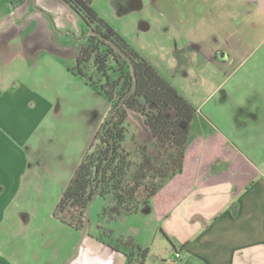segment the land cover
Returning <instances> with one entry per match:
<instances>
[{
    "label": "rangeland",
    "instance_id": "obj_1",
    "mask_svg": "<svg viewBox=\"0 0 264 264\" xmlns=\"http://www.w3.org/2000/svg\"><path fill=\"white\" fill-rule=\"evenodd\" d=\"M87 2L198 110L190 123L184 174L175 180L170 177L163 181L156 197H151L143 206L147 212L153 208L151 213L135 216L121 211L117 222L110 225L118 228L109 237L114 242L119 231L137 228L133 232L145 240L143 244L150 246L152 252H164L165 247L171 250L160 229L155 230L156 218L172 187L186 189L194 182L189 174L190 165H197L198 156H201L202 167L223 169L228 160L226 169L247 172L249 177L253 176L255 166L264 161V32L256 34L249 46L236 50L228 71L221 72L204 56V49H193L186 37L187 29L207 9L208 2ZM15 4L17 0H0V20ZM41 6L37 0L31 2L32 9H41L52 17L58 33L65 30L73 33L58 35L61 42L72 43L73 47L65 49L63 55L39 51L36 60H30L19 48L5 52L0 46V81L9 84L15 79L22 80L44 90L52 99L50 115L30 141L32 164L23 179L20 194L10 204L9 225L3 234L8 236L7 250L23 254L24 264H64L70 256V245L77 246L81 233L55 219L53 212L110 105L76 73L74 55L77 49L74 47L78 45L75 38L80 34L81 17L68 5L55 7L53 13ZM208 39L211 41L210 37ZM88 71L92 73L91 68ZM94 78L97 77L94 75ZM225 93H228L227 102ZM226 104L228 114L215 113L217 105ZM198 117L200 122H197ZM128 122L127 137L135 132L139 141L150 142L149 131L139 114L130 112ZM108 200L100 196L93 199L89 208V234H93L98 221L103 223L98 214L104 204H112ZM23 214L27 216L26 221L22 219ZM141 228L146 229L141 231Z\"/></svg>",
    "mask_w": 264,
    "mask_h": 264
},
{
    "label": "crops",
    "instance_id": "obj_2",
    "mask_svg": "<svg viewBox=\"0 0 264 264\" xmlns=\"http://www.w3.org/2000/svg\"><path fill=\"white\" fill-rule=\"evenodd\" d=\"M37 1L49 12L66 5L61 0ZM202 2H208L209 6L187 29L188 44L193 49H204V56L221 72H227L228 64L235 58V51L249 46L256 34L264 32V0ZM238 2L242 4L237 6ZM12 7L10 13L0 20V46L3 51L19 48L25 58L36 60L39 51L63 55L65 49L73 47L72 43L59 40V33L41 12L32 9L31 0ZM57 19L61 20L60 16ZM227 98L228 93H225L224 99ZM51 108L52 99L44 90L19 79L9 84L0 81V264L25 262L23 254L7 250L8 236L3 232L9 225L7 212L10 204L20 194L23 179L32 164L30 141L42 128ZM215 111L217 114H228V105H217ZM197 120L200 122L199 117ZM212 127L218 129L215 124ZM187 151L188 147L181 172L170 180L184 174ZM227 165L228 160L223 169L202 167L201 156H198L197 165H190L192 170L189 174L195 179L191 186L186 189L172 187L168 191L167 199L161 203L155 230L159 228L165 233L167 238L161 234L169 242L171 250L165 247L164 252H152L150 246L143 244L145 240L133 232L137 228L121 230L119 237H131L140 247L148 250L144 264H166L165 260L174 251L181 254L176 264H264V161L255 166L252 177L247 172L230 171L228 167L226 169ZM152 210L147 212L141 207L128 213L140 216ZM119 214L105 224L112 230L111 236L118 228L110 225L117 222ZM22 219L26 221L27 216L23 214ZM98 224L101 222L95 224L93 234L83 236L78 246L75 243L70 245V256L66 257L71 258L66 264H125L126 256L114 241L107 237H103L104 241L96 238ZM145 229L141 228V231ZM75 247L78 248L73 257Z\"/></svg>",
    "mask_w": 264,
    "mask_h": 264
},
{
    "label": "trees",
    "instance_id": "obj_3",
    "mask_svg": "<svg viewBox=\"0 0 264 264\" xmlns=\"http://www.w3.org/2000/svg\"><path fill=\"white\" fill-rule=\"evenodd\" d=\"M61 1L81 17L83 32L91 30L74 55L76 73L110 105L53 212L55 219L81 232L94 197L112 202L98 214L107 224L121 211L139 210L166 178L181 172L196 109L87 0ZM130 112L142 117L149 143L139 141L135 132L127 137ZM104 223L96 226L95 234L102 241L112 232ZM115 244L124 252L125 264H144L148 250L133 238L119 237Z\"/></svg>",
    "mask_w": 264,
    "mask_h": 264
},
{
    "label": "water",
    "instance_id": "obj_4",
    "mask_svg": "<svg viewBox=\"0 0 264 264\" xmlns=\"http://www.w3.org/2000/svg\"><path fill=\"white\" fill-rule=\"evenodd\" d=\"M31 2L34 3V0H31ZM136 3H137V2H136ZM40 10H41V9H40ZM59 33H71V34H73V33H72L71 31H69V30H66V31H59ZM128 61H129V63H130V69H131V72L133 73L132 62H131L130 60H128ZM108 114H109V112L107 113L106 116H108ZM94 198H95V197H94ZM94 198H93V199H94ZM93 199H92V200L88 203V205H87V208H86V214H85V221H84V225H83L82 231L80 232V233H81V237H80V239H79V242H78L77 246L80 244V242H81L83 236H84V235L86 234V232H87V228H88V225H89V208H90V205H91ZM77 248H78V247H76V250H75V253L73 254V257H74L75 254H76ZM70 258H71V257H70ZM70 258L67 259V261L65 262V264L68 262V260H70Z\"/></svg>",
    "mask_w": 264,
    "mask_h": 264
},
{
    "label": "flooded vegetation",
    "instance_id": "obj_5",
    "mask_svg": "<svg viewBox=\"0 0 264 264\" xmlns=\"http://www.w3.org/2000/svg\"><path fill=\"white\" fill-rule=\"evenodd\" d=\"M34 1H35V0H34ZM36 10L40 11L41 14H42V15L46 18V20L50 23L51 27H52L54 30H56V31L58 32V30L56 29V27H55V25H54V21H53L52 17H51L47 12H44L43 10H40V9H36ZM48 18H49V19H48ZM82 30H83V27L81 26L80 34H79V36H78L77 38H75L76 41H77V44H78L76 47H74V48L77 49L76 52H78V50H79V48H80V46H81V43H82V41L84 40V38L87 36L88 33L91 32V30H89V31H85V32H83Z\"/></svg>",
    "mask_w": 264,
    "mask_h": 264
},
{
    "label": "built area",
    "instance_id": "obj_6",
    "mask_svg": "<svg viewBox=\"0 0 264 264\" xmlns=\"http://www.w3.org/2000/svg\"><path fill=\"white\" fill-rule=\"evenodd\" d=\"M181 257V254L179 251H174L173 255L171 257H168L165 262L166 264H176L177 260Z\"/></svg>",
    "mask_w": 264,
    "mask_h": 264
}]
</instances>
